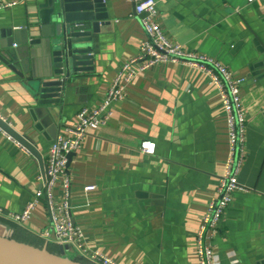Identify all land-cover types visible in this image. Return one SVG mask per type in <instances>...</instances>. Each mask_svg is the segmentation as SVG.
Returning a JSON list of instances; mask_svg holds the SVG:
<instances>
[{"label":"crops","instance_id":"1","mask_svg":"<svg viewBox=\"0 0 264 264\" xmlns=\"http://www.w3.org/2000/svg\"><path fill=\"white\" fill-rule=\"evenodd\" d=\"M13 1L0 0V29L27 28L41 36L43 0L1 7ZM157 1L171 41L219 60L244 79L247 156L238 180L248 191L234 193L210 241L219 264H264V0ZM104 3L109 23L97 35L94 69L71 78L61 109L49 114L59 120L58 134L81 108L102 102L123 60L137 55L146 38L132 2ZM36 53L35 67L42 73L44 56ZM37 108L23 80L0 59V113L18 133L34 139L45 162L58 134L48 132ZM145 139L156 143L155 155L141 152ZM228 155L227 114L217 87L196 68L154 66L132 80L108 123L90 131L70 160L73 218L86 243L119 264H199L195 240ZM41 173L37 158L0 131V208L23 210L41 188ZM90 185L97 189L84 191ZM55 193L60 197L62 188ZM49 228L45 205L26 224L0 214V236L60 255L58 245L41 237ZM69 252L76 255H65L69 259H85L74 248Z\"/></svg>","mask_w":264,"mask_h":264},{"label":"built area","instance_id":"2","mask_svg":"<svg viewBox=\"0 0 264 264\" xmlns=\"http://www.w3.org/2000/svg\"><path fill=\"white\" fill-rule=\"evenodd\" d=\"M19 1L8 2L1 7H12ZM129 1L134 4L135 13L139 16L146 34V38L140 43L139 53L123 60L102 102L81 108L73 124L65 127L51 143L45 160L46 175L43 176L41 173L38 177L41 188L36 190L23 210L5 212L0 208V214L19 224H26L31 220L34 212L45 205L50 228L41 232V237L47 243L54 242L60 248H68V250L69 247L74 248L90 264H119L102 250L91 248L85 241L82 226L73 218L72 180L67 169L68 156L80 151L90 131H96L108 123L113 115V105L126 98L128 86L134 78L159 64L179 63L196 68L207 76L209 83L217 87L227 114L229 155L226 170L221 178L216 198L207 205V211L195 240L199 264H219L210 239L220 231V225L233 204L234 193L248 191V188L238 180V174L247 156L248 120L240 91L244 79L235 76V73L219 60L192 52L181 44L171 41L165 35L159 21L157 0ZM0 117L10 124L1 113ZM0 131L8 140L22 146L1 128ZM140 150L145 155H155L156 143L151 139L142 140ZM58 186L62 188L60 197L55 193ZM96 189L97 186L90 185L86 186L84 191L91 192ZM68 252L66 251V256Z\"/></svg>","mask_w":264,"mask_h":264},{"label":"water","instance_id":"3","mask_svg":"<svg viewBox=\"0 0 264 264\" xmlns=\"http://www.w3.org/2000/svg\"><path fill=\"white\" fill-rule=\"evenodd\" d=\"M39 7L41 36L35 37L32 29L1 28L0 59L23 80L38 105L39 116L54 136L61 125L58 128L59 120L52 121L49 114L61 109L69 80L94 69L97 35L109 22L104 0H43ZM39 51L44 56L42 73L34 63ZM34 120L39 132L42 126L36 117ZM0 128L37 158L45 176V162L34 139L18 133L1 117ZM73 156L69 154L67 165ZM66 251L68 248H60L58 255L47 246L42 249L0 236V264H86L67 258Z\"/></svg>","mask_w":264,"mask_h":264},{"label":"rangeland","instance_id":"4","mask_svg":"<svg viewBox=\"0 0 264 264\" xmlns=\"http://www.w3.org/2000/svg\"><path fill=\"white\" fill-rule=\"evenodd\" d=\"M67 256L68 257H72V258H75L76 257V255H74L73 253H70V252L67 253Z\"/></svg>","mask_w":264,"mask_h":264},{"label":"trees","instance_id":"5","mask_svg":"<svg viewBox=\"0 0 264 264\" xmlns=\"http://www.w3.org/2000/svg\"><path fill=\"white\" fill-rule=\"evenodd\" d=\"M81 262H84V263H86V264H90V263H88L87 261H85V259H84L83 261H81Z\"/></svg>","mask_w":264,"mask_h":264},{"label":"bare ground","instance_id":"6","mask_svg":"<svg viewBox=\"0 0 264 264\" xmlns=\"http://www.w3.org/2000/svg\"><path fill=\"white\" fill-rule=\"evenodd\" d=\"M212 58V57H211ZM67 169H68V165H67Z\"/></svg>","mask_w":264,"mask_h":264}]
</instances>
